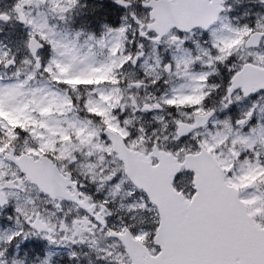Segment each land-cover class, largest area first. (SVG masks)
Returning <instances> with one entry per match:
<instances>
[{"label":"snow or ice","instance_id":"1","mask_svg":"<svg viewBox=\"0 0 264 264\" xmlns=\"http://www.w3.org/2000/svg\"><path fill=\"white\" fill-rule=\"evenodd\" d=\"M0 264H264V0H0Z\"/></svg>","mask_w":264,"mask_h":264},{"label":"flooded vegetation","instance_id":"2","mask_svg":"<svg viewBox=\"0 0 264 264\" xmlns=\"http://www.w3.org/2000/svg\"><path fill=\"white\" fill-rule=\"evenodd\" d=\"M83 2L88 5H93L97 2V0H83ZM104 3H105V6H107V0H104ZM7 33L10 35L11 39L15 40V37L12 35L13 29L9 28L8 26H4V31L3 33H0V37H3Z\"/></svg>","mask_w":264,"mask_h":264},{"label":"rangeland","instance_id":"3","mask_svg":"<svg viewBox=\"0 0 264 264\" xmlns=\"http://www.w3.org/2000/svg\"><path fill=\"white\" fill-rule=\"evenodd\" d=\"M4 40L5 43H9L10 41L11 42H14L15 40L14 39H11L10 35L7 33L6 35H4L3 37H0Z\"/></svg>","mask_w":264,"mask_h":264}]
</instances>
